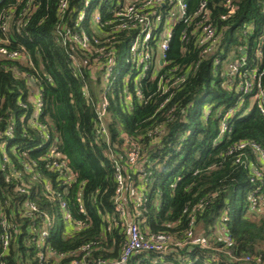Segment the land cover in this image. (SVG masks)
<instances>
[{"label": "trees", "instance_id": "1", "mask_svg": "<svg viewBox=\"0 0 264 264\" xmlns=\"http://www.w3.org/2000/svg\"><path fill=\"white\" fill-rule=\"evenodd\" d=\"M87 1L100 22L79 21ZM119 1L125 0H0V47L22 53L18 59L0 56V238L5 231L11 236L6 254L0 239V264L118 260L126 234L116 211V164L145 197L136 205L126 189L128 216L143 235L164 234L171 242L166 253L142 252L128 264H264V212H251L247 202L250 167L259 166V153L251 147L234 150L249 141L264 151V116L253 94L229 92L212 59L200 60L192 42L185 44L183 34L189 37L190 30L183 25L175 27L167 66L159 73L170 79L168 92L158 90L150 72L138 84L143 99L133 83L105 84L111 58L117 69L130 68L123 50L134 33L119 29L114 16ZM202 1L219 28L230 26L224 42L241 22L253 20L257 28L248 51L252 56L264 51V0H238L240 13L229 22H221L218 0H188L190 16L197 18ZM74 31L90 38V51H81L66 35ZM243 44L240 37L233 39L225 52L240 54ZM132 72L134 78L139 70ZM187 72V79L174 85ZM104 94L109 141L96 138ZM233 107L232 130L214 145L218 112ZM130 149L138 151L136 167L129 164ZM52 150L63 159L50 157ZM61 160L66 166L56 167ZM68 174L70 183L64 179ZM27 201L36 215H26ZM42 215L51 219L45 248L37 245L47 225ZM189 232L205 238L207 247L191 245ZM225 236L232 247L226 248Z\"/></svg>", "mask_w": 264, "mask_h": 264}, {"label": "built area", "instance_id": "2", "mask_svg": "<svg viewBox=\"0 0 264 264\" xmlns=\"http://www.w3.org/2000/svg\"><path fill=\"white\" fill-rule=\"evenodd\" d=\"M89 4L90 2L87 1V9L80 13L79 21L93 19L94 22H100L101 18L99 16L91 14L90 9H88ZM117 5L119 9L114 16L118 17L121 21L119 29L134 33L123 50L127 52L125 65H129L130 68L121 67L117 69L119 67L117 59L111 58L106 65L103 76L105 84L112 86L120 81L133 83L136 88L137 97L143 99V93L138 84L140 79L145 77L147 72H150L151 80L157 82L158 90L162 93L168 92L169 87L167 85L170 79L165 75L160 76L159 73L163 67L167 66V52L173 38L175 27L177 25H183L185 26V30H190L189 37L186 33L183 34L185 44L187 45L190 41L192 42L194 48L199 51L200 60L212 59V65L215 67V71L217 72L220 69V75L225 78L226 88L229 92L242 93L247 96L253 94L252 102L257 104L261 115L264 116V51L262 48H259L254 56L248 51L250 49L252 35L257 28L253 20L247 19L243 23L241 22L239 24L240 26H237L233 30L234 37L228 36V39H225L224 42L225 33L230 29V26L225 25L219 28L215 24L212 9L206 8L204 1L198 7L197 18L190 16L188 0H125L124 2L119 1ZM218 5L224 9V12L220 14L221 22L234 20L240 13L241 7L238 0H218ZM66 8L67 2L64 1L61 3V12ZM262 32L263 34L260 40L263 44L264 29ZM66 35L72 39L74 44L78 45L81 51H90L91 40L86 34H80L74 31L68 32ZM238 37L244 41L242 46L237 47L240 54L235 51L225 52L229 42L233 39L236 41ZM182 51H186V48H183ZM0 56L9 59H18L22 57V53L21 51H9L5 47H0ZM227 63L230 64V67L228 70H224L223 64L226 65ZM134 68L138 69L139 72L133 78L132 71ZM177 70V68L173 69L172 73ZM189 73H183L181 78L175 80L174 85L184 82L189 76ZM126 99L132 101V97L129 94H127ZM38 106H40L39 103ZM237 106L238 108L242 107L240 103ZM107 108L108 99L104 94L100 99L97 109L96 138H104L106 141H109V134L106 127L108 118ZM236 109V107H233L228 111L221 110L218 112V118L220 119L219 135L215 139L214 145H217L227 133L231 132V119ZM245 111H248V109ZM246 147H251V149L259 153V166L250 167L253 188L248 194L247 202L249 203V210L251 212L261 213L264 212V151L255 143L249 141L238 143L234 150H243ZM49 154L50 157L54 156L58 159H63L56 150H52ZM138 157L139 154L136 149H130L128 151L127 158L130 166H137ZM65 166L66 163L64 160L56 164V167ZM116 170L118 187L116 190L115 204L116 211L124 223L126 243L118 260L102 261L98 264H128L133 256L142 252L166 253L171 245L168 236L164 234L145 236L141 233L139 225L128 216L124 203L126 189H128L129 197L135 200L136 205H143L145 203V197L139 194L134 185L127 183L118 164H116ZM64 179L66 183H70L72 180L69 174ZM48 188L49 186L47 185ZM26 189L27 186L24 185L19 188V191L23 194L26 193ZM25 205L27 206L26 215L34 216L38 213L37 208L32 203L27 201ZM60 208L64 220L68 221L69 212L66 204L60 202ZM42 219L47 225L40 231L37 245L40 248H45L48 228L51 226V219L48 215H42ZM31 228H35V223H33V227ZM3 229L8 230L4 222ZM188 238L190 239L189 243L191 245L201 247H207L208 245L205 238L194 237L192 232L188 233ZM0 239L4 253L6 254L11 241L10 233L5 231ZM34 241L36 242V238H34ZM224 242L226 248L232 247L233 241L231 238L225 236ZM177 245L180 244L178 243ZM39 257L43 259V253H40ZM72 264L81 263L75 261Z\"/></svg>", "mask_w": 264, "mask_h": 264}, {"label": "rangeland", "instance_id": "3", "mask_svg": "<svg viewBox=\"0 0 264 264\" xmlns=\"http://www.w3.org/2000/svg\"><path fill=\"white\" fill-rule=\"evenodd\" d=\"M124 53L127 54L126 51H125ZM126 59H127V58H124V64L126 63ZM21 61H22V63H25L23 60H21ZM229 67H230V64H228V63H227L226 65L223 64V68H224V70H228ZM244 113H248V112L245 111Z\"/></svg>", "mask_w": 264, "mask_h": 264}]
</instances>
